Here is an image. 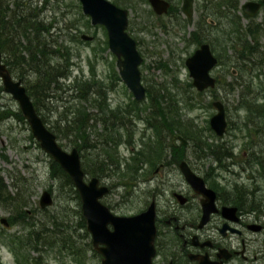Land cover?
Returning a JSON list of instances; mask_svg holds the SVG:
<instances>
[{
    "label": "flooded vegetation",
    "instance_id": "flooded-vegetation-1",
    "mask_svg": "<svg viewBox=\"0 0 264 264\" xmlns=\"http://www.w3.org/2000/svg\"><path fill=\"white\" fill-rule=\"evenodd\" d=\"M31 1L37 12L63 11L55 0ZM111 1L127 8L128 28L133 13L134 24L130 25L131 32L130 29L128 31L131 35L133 33L143 59L147 42L141 33L157 26L162 34L161 43L170 54L164 57L165 49L160 52L164 57L159 62L161 68L172 70L171 66L168 68L169 64L172 65L173 60H182L186 74L192 77L187 60L199 51L202 67L208 64L209 55L216 58L209 71L216 78V85L200 90L192 79V88L196 92L215 89L223 83L221 77H229L224 82V89L231 93L240 88L239 103L246 100L251 92L256 94L254 110L248 105L239 107L245 110L240 122L242 130L247 132L243 134L248 138V149H242V153L228 147L214 151L208 144L195 139L196 144L187 154V144L191 139L177 130L173 132L164 121L161 122L160 117L138 115L153 128L155 139L144 140L142 137L139 147L132 146L130 161L126 164L131 179L129 186L133 195L137 189H143V192L129 200H144L145 206L139 212L154 205L156 252L153 263L264 264V0H162L160 12L151 0ZM136 11L143 15L136 16ZM87 17L90 19L89 15ZM48 24L51 28L55 26L54 22ZM83 33L81 40L95 38L90 33L87 34L93 35V39L83 38ZM145 87L147 94L148 87ZM155 91L159 96L161 91ZM144 99L138 104L142 105ZM119 103H113L112 107L116 108ZM163 103L166 105L165 101ZM224 105L227 121L232 123L228 120L225 102ZM133 111L128 125L118 116L113 119L118 137V161L122 159L118 149L121 137L131 135L130 126L135 119ZM3 118L1 116L0 121ZM100 120L103 121L102 115ZM175 139L180 141L178 145ZM133 141L137 143L135 139ZM210 150L212 152L209 153ZM239 154L242 159L238 158ZM184 161L204 178L208 187L216 191L214 205L210 200H203L204 195L186 179L181 166ZM121 164L122 161L118 163L120 169ZM87 174V180L96 176L87 178ZM106 176L109 175L98 176L100 184H107L102 181ZM103 197L101 200L104 202ZM3 225L9 227L10 220L9 225ZM99 254L102 264L103 256Z\"/></svg>",
    "mask_w": 264,
    "mask_h": 264
},
{
    "label": "trees",
    "instance_id": "trees-1",
    "mask_svg": "<svg viewBox=\"0 0 264 264\" xmlns=\"http://www.w3.org/2000/svg\"><path fill=\"white\" fill-rule=\"evenodd\" d=\"M56 1L62 3L60 0ZM33 10L31 0H0V49L3 61L12 74L22 78L23 81L27 75L34 73L35 77L33 79L29 77L25 81V86L35 107L59 140L67 138L73 147L79 149L85 172L96 176L112 175V171L115 172V168H119L118 163H120L117 156L116 124L113 119L118 116L125 125H128L130 112L139 108L140 101L132 97L129 103L120 102L116 108H113L107 97L104 78L97 77L94 67L91 68L90 78H85L81 74L73 78L72 52L69 50L67 38L60 39L63 28L59 26L57 34H51L50 24L41 18L42 13ZM83 17L89 22L90 19L85 14ZM77 26L78 23L74 21L68 24L66 30L77 29ZM67 35L69 40H81L76 34ZM111 69L110 86L113 87L121 77L114 64ZM69 77H72L71 82L66 81ZM190 85H193L192 82ZM1 89H4L3 85ZM168 91L166 97V94L161 92L159 96L158 93L153 95L151 88L148 89L151 98L150 107L154 106L156 111L159 110L154 116H159L161 122L164 121L173 132L177 130L189 139H202L201 129L191 118L182 116V108L174 103L179 99L176 97L173 99L172 93ZM197 93L201 94V92ZM49 102L56 103L50 108L57 114L56 117H47L42 110L45 105L48 107ZM255 102L256 94L251 92L246 100H240L239 107L248 105L254 110ZM88 103L98 107L102 115L103 127L98 133L102 135V139L97 143L89 142ZM189 103L190 101L187 102L190 106L192 103ZM9 114L7 110L0 111V117H8ZM14 114L18 119L26 121L20 109ZM208 129H211L209 125ZM30 135L33 138L32 133ZM60 144L63 146L61 141ZM207 144L214 151L224 148L218 144L214 146L211 143ZM89 146L93 147L94 155L88 157L86 149ZM120 170L122 177H128L127 168ZM51 175L61 180L60 185L65 197L77 200L78 208L73 207L70 210L63 204L64 207L54 214L36 219L35 215L41 212L40 209L36 206L29 210L27 207L33 201L32 195L37 192L32 183L26 177H21L23 182L16 186V191H11L0 172V202L11 205L16 210L15 216L9 218L10 226L17 217L19 223H23L27 228L26 235L16 233L6 235L10 238L8 246L15 254L17 264H39V257L31 256L28 252V249L40 250L39 243L50 248L57 247L60 252L66 251L74 260L72 264H101V260H98L101 255L93 246L91 234L87 230L86 220L82 214L79 191L70 175L53 158ZM5 234V228L0 229V236ZM0 264H5L1 258Z\"/></svg>",
    "mask_w": 264,
    "mask_h": 264
},
{
    "label": "rangeland",
    "instance_id": "rangeland-1",
    "mask_svg": "<svg viewBox=\"0 0 264 264\" xmlns=\"http://www.w3.org/2000/svg\"><path fill=\"white\" fill-rule=\"evenodd\" d=\"M60 2L62 3L55 0V4H60L59 6H61L63 11L55 10L44 12L41 14V18L47 24L48 22H54L55 26L51 28V34H57L59 26L63 28L61 31L63 35L60 39L62 40L64 37L67 38L69 50L72 52L74 61L72 77L74 78L75 75L78 76L81 74L84 75L85 78H90L91 68L94 67L97 77L99 79L104 78L105 84L107 85V97L111 103H129L133 97V93L123 80L116 81L114 87L110 86L111 68L113 64L117 68V58L109 49L106 27L102 24H92L91 20L87 22L83 17L84 13L81 8V3H79L78 0H74L73 2L71 0H60ZM135 15H143V13L136 11ZM132 17L133 13L130 15L131 26H133L135 19V17ZM74 21L78 23L77 29L71 28L66 30L68 24ZM156 23H158V21H156ZM130 25L128 29H130L129 31L131 32L132 28ZM149 28L151 31L149 29V31L147 30L141 33L144 40H146L145 42H147L145 44V49H147V51L140 64L143 83L147 87L150 86V88L153 86V88H151L153 95H156L155 90H160L161 94H166L168 97L167 91L169 90L168 92L172 93L173 99L174 97L179 99V101H174V103L182 108V116L191 118L201 129L203 135L202 139H200L201 142L206 144L211 143L213 146L218 144L223 147L233 148L236 152L241 150V153L242 149H248V138L244 136L247 132L246 129L242 130V123L240 122L245 114V110L239 108L238 92L240 88L235 92L228 93L224 89V82L226 79L228 80L229 77H221L220 79L223 83H219L215 90L208 89L204 93H197L195 89L192 88V85H190L192 77L186 74V71L182 67V60H173L171 62L172 65L169 64L168 66V68L171 66L172 70L165 67L161 68L159 62L164 60L165 56H170V54L166 50L165 45L161 43L162 34L159 32V28L157 26ZM83 32L94 34L95 38L91 41H77L69 40V36L67 35L76 34L80 37ZM164 49L165 55L162 57L160 52ZM177 72L179 76L174 75ZM29 77L33 79L35 77L34 73L27 75L25 81H27ZM72 77L67 78L66 81L71 82ZM2 85L0 77V109L3 108V110H7L10 113L8 117L0 121V172L9 189L11 191H16V186H19V183L23 182V178L21 177H26L28 181L32 183V186L37 192L32 195L31 200L33 201L27 207L29 210L30 208H36V206L37 209H40L41 212L35 215L36 219H39L41 216L46 218L49 214H54L55 211L61 210V208L64 207L63 204L70 210H72L73 207L76 208L78 206L77 200L65 197V192L62 191L60 185L61 180L51 175L52 156L40 146L39 141L33 134V138L31 137L30 133H32V131L28 121L26 119V121H23L16 117L14 112L20 109L19 103L10 93L1 89ZM149 94L150 93L147 91L146 98L141 102L142 105H139L141 109L133 111L135 119L130 126L131 135H124L121 137L122 142L118 147L119 151L122 153V159H120V162L122 161L121 169L127 168L126 164L130 161L132 146L136 145V147H139L142 137L144 140L155 139V132L153 128L149 126L148 121L138 118V115L143 117L151 115L155 117L156 108L154 106L153 108L150 107L151 98H149ZM214 95L218 97L216 98ZM218 98L226 103L227 117L228 120L232 121V123H228L227 131L223 136L216 135L212 128L208 129V125L210 126V118L216 112V108L212 105V102ZM187 100L192 103L190 106L187 104ZM55 104L56 103L49 102L47 103L48 107L45 105L46 108H42L47 117L52 118L57 116V114L50 109L53 108ZM87 107H89L88 112L90 114L89 127L87 129L90 132L89 142L97 143L102 139V135H98V133L102 130L103 121L100 120L101 115L98 107L90 103H88ZM155 118L158 119L159 116ZM133 138L137 141L136 144ZM59 141H61L63 146L68 150L73 147L67 138H61ZM175 143L178 145L180 141L175 139ZM195 144L196 141L194 139L189 140L186 150L187 154L191 153L194 147L193 145ZM206 152H208L207 149ZM210 152L212 151L210 150L209 153ZM86 153L88 157L91 156V154L93 156V147L89 146L86 149ZM239 155L238 158L242 159L241 154ZM211 158L209 160L210 162H212ZM213 164L216 165L215 162ZM90 165L92 166L93 164L91 163ZM115 172L112 171V175L102 178L103 182L111 186V191L103 197L104 202L111 205L114 212L119 214H133L139 212L145 206L144 200L129 199L141 196L143 189H137L136 194L133 195L129 186L130 177H122L119 168H115ZM89 177H91V175L88 173L87 178ZM142 185L141 183V186ZM45 189H49L53 192L54 203L46 208H41L39 203L40 195ZM15 213L16 210L13 206L0 202V218L2 216L11 218L15 216ZM75 218L77 219L76 215ZM3 228H5L6 234L0 236V258L5 264H17L15 254L8 246L10 238L6 237V235L9 233L26 235L27 228L23 223H19L17 217L15 218L14 224L12 226L9 225V227L4 226L0 221V229L2 230ZM39 249L40 250L28 249L31 256L39 257V264H72L74 261L66 251L60 252L57 247L50 248L45 244L39 243ZM98 260H101V258L98 257Z\"/></svg>",
    "mask_w": 264,
    "mask_h": 264
},
{
    "label": "water",
    "instance_id": "water-1",
    "mask_svg": "<svg viewBox=\"0 0 264 264\" xmlns=\"http://www.w3.org/2000/svg\"><path fill=\"white\" fill-rule=\"evenodd\" d=\"M83 12L90 16L92 24H102L108 32L109 49L116 55L117 68L121 79L137 100L146 97V87L142 81L140 64L143 57L139 52L135 38L128 31L129 14L111 0H80ZM157 11L162 10V0H151ZM83 38L93 39V35L83 33ZM201 52L189 57L187 63L191 70L193 84L200 90L216 85V78L209 71L216 58L209 55V62L202 67ZM0 77L4 90L15 98L28 121L32 134L40 146L57 161L70 175L81 198L82 214L86 219L87 230L91 234L94 248L102 254V264H154L156 252L155 208L151 204L147 209L135 214L115 213L101 198L110 191V186L100 184L98 176L86 179L79 149L70 150L60 144L56 133L49 128L39 114L31 95L21 78L15 77L3 61L0 49ZM216 112L210 118V126L219 136L227 129L224 102L215 99L212 102ZM186 179L193 188L204 195L203 200H216V191L206 185L202 176L195 173L187 162L182 163ZM41 208L54 203L53 192L45 189L39 200ZM0 221L9 225L7 216Z\"/></svg>",
    "mask_w": 264,
    "mask_h": 264
}]
</instances>
